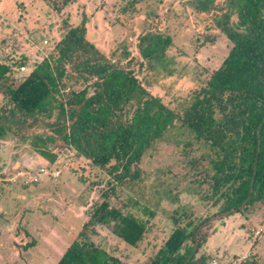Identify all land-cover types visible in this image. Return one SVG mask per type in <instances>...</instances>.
Returning a JSON list of instances; mask_svg holds the SVG:
<instances>
[{
	"label": "trees",
	"instance_id": "obj_1",
	"mask_svg": "<svg viewBox=\"0 0 264 264\" xmlns=\"http://www.w3.org/2000/svg\"><path fill=\"white\" fill-rule=\"evenodd\" d=\"M190 1L207 29L223 33L231 47L210 76L192 89L189 105L181 114L152 94L134 69L138 65L140 71L145 65L151 71L174 75L178 62L167 54L171 37L158 30H144L138 36L137 56L126 51L116 53L110 61L86 38L85 13L17 86L8 85V114L6 107L0 109V141L8 133L9 117L17 115L18 123L29 117H53L45 123L56 137L108 176V191L102 193L103 199L55 264H121L118 255L90 238L97 233V225L108 226L115 238L132 247L143 239L155 212L143 208L147 218L122 212L109 204L108 193L113 192L114 184L125 186L140 178L144 153L175 120L205 145L199 157L205 163L200 161L194 192L204 204L214 206L221 201L218 207L222 212L237 208L249 196L237 212L254 211L256 204L264 207V0ZM9 59H0V82L14 65L19 71L25 62V58ZM37 149L43 157L55 158L49 151ZM199 159L192 161L193 167ZM192 213L185 206L168 214L174 227L145 264H182L194 245L195 253L186 264H204L210 259L196 253L206 240L210 223L198 228L212 215L199 219L191 217ZM34 244L31 239L24 247ZM238 264L259 262L249 254Z\"/></svg>",
	"mask_w": 264,
	"mask_h": 264
},
{
	"label": "rangeland",
	"instance_id": "obj_2",
	"mask_svg": "<svg viewBox=\"0 0 264 264\" xmlns=\"http://www.w3.org/2000/svg\"><path fill=\"white\" fill-rule=\"evenodd\" d=\"M83 13L88 15L86 38L110 61L116 53L126 51L137 56L138 36L144 30H158L171 37L167 54L178 62L174 75L151 71L145 65L140 71L138 65L134 69L152 94L180 114L189 105L192 89L210 76L231 47L223 33L207 29L190 0H0V59L25 58L26 66L25 71H18L14 65L0 82V109L6 107V115L8 85L17 86L64 31L80 22ZM17 120V115L8 118V133L0 141V264H55L103 199L102 193L108 191V176L56 137L45 123L53 117H29L25 123ZM37 148L55 158L43 157ZM204 149L205 145L175 120L144 153L140 178L125 186L114 184L113 192L108 193L109 204L122 212L131 211L142 218H147L143 208L155 212L143 239L132 247L104 225H97V233L90 238L118 255L121 264H145L172 231L174 225L168 217L172 210L189 206L191 217L199 219L219 213L221 201L206 205L194 193L200 161L205 163L199 159ZM197 159L193 167L192 161ZM41 166L59 170L60 175L41 176L40 181L28 185L17 176L19 171L35 173ZM253 208L209 222L206 240L196 256L203 253L238 264L243 256L253 254L264 264V208L257 204ZM251 227L255 231L261 227L260 234L249 230ZM31 239L35 244L25 248Z\"/></svg>",
	"mask_w": 264,
	"mask_h": 264
},
{
	"label": "built area",
	"instance_id": "obj_3",
	"mask_svg": "<svg viewBox=\"0 0 264 264\" xmlns=\"http://www.w3.org/2000/svg\"><path fill=\"white\" fill-rule=\"evenodd\" d=\"M43 43L46 44V43H48V41L45 39L43 41ZM45 56H47V55H45ZM25 69H26L25 64H23L19 67V71H25ZM59 175H60L59 170L51 169V168L44 167V166L38 167L37 170L35 171V173H32L30 171H19L17 173V176H19L21 178V181L24 185H28V184H32V183H36V182L40 181L41 176L57 177ZM12 179H15V178H12ZM260 231L261 230L255 231V234L259 235ZM204 264H236V261L233 259L223 261L219 258L211 257Z\"/></svg>",
	"mask_w": 264,
	"mask_h": 264
},
{
	"label": "water",
	"instance_id": "obj_4",
	"mask_svg": "<svg viewBox=\"0 0 264 264\" xmlns=\"http://www.w3.org/2000/svg\"><path fill=\"white\" fill-rule=\"evenodd\" d=\"M259 146H260V141H258L257 143V152L259 151ZM249 193H252V186L250 187ZM249 196L237 207V208H231L229 210H225L219 213H216L212 216H210L207 220H205L198 228V230H200L201 228H203L206 224H208L211 221L214 220H219L221 219L223 216L228 215L230 213H234L237 212V210L242 209L244 207V205L246 204L247 200H248ZM197 230V231H198ZM196 250V246L194 245L191 254L186 258V260L182 263V264H186L187 262H189V260L192 258V256L194 255Z\"/></svg>",
	"mask_w": 264,
	"mask_h": 264
},
{
	"label": "crops",
	"instance_id": "obj_5",
	"mask_svg": "<svg viewBox=\"0 0 264 264\" xmlns=\"http://www.w3.org/2000/svg\"><path fill=\"white\" fill-rule=\"evenodd\" d=\"M264 208V207H263ZM250 216H253V215H250ZM261 219H262V215H261V217H260ZM263 220V219H262ZM251 224L250 223H247V226H250ZM253 227H251V229H249V230H252L254 233H255V229L253 228ZM257 230H261V227H258V228H256ZM256 230V231H257Z\"/></svg>",
	"mask_w": 264,
	"mask_h": 264
}]
</instances>
